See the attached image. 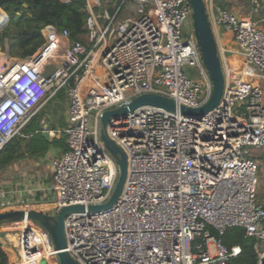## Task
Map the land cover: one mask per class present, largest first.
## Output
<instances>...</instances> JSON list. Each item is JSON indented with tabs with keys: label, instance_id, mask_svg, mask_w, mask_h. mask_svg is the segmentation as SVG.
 I'll return each mask as SVG.
<instances>
[{
	"label": "built area",
	"instance_id": "2783aa9c",
	"mask_svg": "<svg viewBox=\"0 0 264 264\" xmlns=\"http://www.w3.org/2000/svg\"><path fill=\"white\" fill-rule=\"evenodd\" d=\"M248 1L262 7L263 0ZM98 3L87 4L86 44L47 26L34 55L0 53V152L63 91L67 148L52 161L51 188L56 213L84 208L64 219L67 251L78 264H231L241 250L228 249L219 237L232 228L253 239L256 264H264L257 156L264 151V88L252 82L264 81V30L251 18L217 9V23L239 47L241 77L221 64L219 104L202 118L186 117L179 107L198 109L212 95L191 1L107 0L112 13L95 12ZM126 3L134 10L122 17ZM1 13L0 30L9 21ZM61 49V64L46 74ZM188 69L203 79L188 78ZM145 94L171 99L177 111L141 107L111 121L107 135L126 155L127 176L115 205L91 212L111 198L119 175L100 140L102 114ZM12 225L21 233L19 264H56L46 230L26 221Z\"/></svg>",
	"mask_w": 264,
	"mask_h": 264
},
{
	"label": "crops",
	"instance_id": "0c3cea01",
	"mask_svg": "<svg viewBox=\"0 0 264 264\" xmlns=\"http://www.w3.org/2000/svg\"><path fill=\"white\" fill-rule=\"evenodd\" d=\"M58 1L69 2V0ZM91 1L86 0L87 4L91 3ZM106 3L107 0H99V5L95 6L94 11L98 12L99 9L103 8V10L106 9L111 13L112 11ZM204 3L208 5V19L222 67H233L236 72L235 75L237 74V77H241L239 67H241L243 59L239 52V47L234 41L233 34L223 30L217 23V9H228L227 7L232 3V0H204ZM210 3L213 8L212 11L209 7ZM262 6L264 8V0ZM0 11L5 13L2 10ZM42 36L44 38V35ZM62 43H65V40H62ZM5 52H7V46ZM63 54L64 49H61L55 60L45 67L44 71L46 74H50L59 67L63 60ZM252 82L262 86L264 81L252 80ZM60 98L54 97L37 113L40 114V118L35 122L38 123L39 130H33L32 127L35 123H32L31 119L22 128L20 136H17L26 141L36 139L38 132L42 131L44 127L48 131L41 133H47L46 138L43 137L47 142L46 150L43 154H25L23 159L14 162L7 168L0 169V213L17 210H32L48 215L56 213L55 195L51 188L53 177L52 161L67 148L66 137L63 134V130L67 127V99L65 96L62 100ZM52 101L53 105L47 107ZM33 145L36 147V143H33Z\"/></svg>",
	"mask_w": 264,
	"mask_h": 264
},
{
	"label": "water",
	"instance_id": "95a60500",
	"mask_svg": "<svg viewBox=\"0 0 264 264\" xmlns=\"http://www.w3.org/2000/svg\"><path fill=\"white\" fill-rule=\"evenodd\" d=\"M7 1L10 0H0V4L6 3ZM190 1L192 5V22L195 40L202 63L212 84V95L209 101L198 109L181 106L178 108V111L186 117L202 118L219 104L224 89V76L204 0ZM5 17L8 19L6 14ZM141 107L161 109L168 113H176L177 111V106L171 99L160 95L145 94L135 98L124 107L103 112L100 119V140L114 158L119 169V175L111 198L104 205L96 207L90 206L88 210L91 212L105 211L113 207L122 193L127 176L126 155L119 146L110 140L107 135V128L110 126L111 121L124 119ZM42 136L46 138L47 133H43ZM83 210L84 208L82 206L77 205L63 207L56 215H48L32 210L7 211L0 213V224L26 221L39 225L46 230L52 241L56 252V264H78L67 251L64 235V219L71 213L83 212Z\"/></svg>",
	"mask_w": 264,
	"mask_h": 264
},
{
	"label": "trees",
	"instance_id": "16d2710c",
	"mask_svg": "<svg viewBox=\"0 0 264 264\" xmlns=\"http://www.w3.org/2000/svg\"><path fill=\"white\" fill-rule=\"evenodd\" d=\"M0 9L9 19L5 27H10L15 35L12 48H9L6 41L7 53L10 57L25 58L34 55L44 44L41 31L47 26H52L59 31L66 30L72 41L87 43L84 28L88 16L86 0H69L67 3L58 0H10L0 4ZM257 11L264 15V9L260 8ZM2 18L0 14V21ZM39 118L40 114L32 118V123H35L33 130H39V125L36 123ZM33 143H36V147ZM46 143L41 133H38L36 139L26 141L17 136L14 137L0 152V169L7 168L23 159L25 154H43ZM259 200L264 203V191ZM219 238L228 249L238 246L241 250L240 255L233 259L231 264L257 263L253 248L254 241L245 236L244 230L228 229ZM0 264H11L10 256L3 249L1 242Z\"/></svg>",
	"mask_w": 264,
	"mask_h": 264
},
{
	"label": "rangeland",
	"instance_id": "374dc122",
	"mask_svg": "<svg viewBox=\"0 0 264 264\" xmlns=\"http://www.w3.org/2000/svg\"><path fill=\"white\" fill-rule=\"evenodd\" d=\"M113 3L118 4L120 0H112ZM110 7V6H109ZM108 8V7H107ZM224 8V7H223ZM228 11L238 15L241 18H251L253 21L256 22V24L264 30V15L259 13L257 9L252 8L249 4L248 0H232V3L228 5L227 7ZM233 8V9H232ZM225 9V8H224ZM262 6V10H263ZM1 10V9H0ZM111 11H113L110 8ZM134 10L133 5H130V3H126V5L123 8V11L121 13L122 17H126L129 14H132ZM102 9H99L98 12H102ZM112 13V12H111ZM1 14V13H0ZM186 31V29H184ZM15 40V35L12 30H10V27H5L4 29L0 30V53L5 52L6 50V41L8 43L9 48H12ZM2 51V52H1ZM191 70L185 71L186 75L188 78L191 79H197L198 81H201L203 77L201 74L195 72L191 73ZM256 80V79H254ZM263 81V80H259ZM262 87L264 88V82ZM64 92H60L56 98H64ZM51 101V100H50ZM48 103V102H47ZM53 101L50 102L47 107H51L53 104ZM91 126V123H90ZM259 156V161H260V167H259V172H258V180H259V185H258V197L261 198V195L264 191V151L260 152L257 154ZM54 215L56 213L54 212ZM13 225L11 226V223H2L0 224V242L2 244L3 249L7 252V254L10 256L11 264H19L20 263V251H21V245H22V240H21V233L19 231H15ZM41 264H48L46 261H42Z\"/></svg>",
	"mask_w": 264,
	"mask_h": 264
},
{
	"label": "bare ground",
	"instance_id": "6f19581e",
	"mask_svg": "<svg viewBox=\"0 0 264 264\" xmlns=\"http://www.w3.org/2000/svg\"><path fill=\"white\" fill-rule=\"evenodd\" d=\"M2 17H3V15H2Z\"/></svg>",
	"mask_w": 264,
	"mask_h": 264
}]
</instances>
